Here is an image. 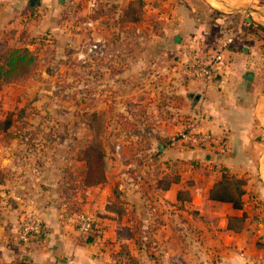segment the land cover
Listing matches in <instances>:
<instances>
[{
  "label": "crops",
  "instance_id": "0c3cea01",
  "mask_svg": "<svg viewBox=\"0 0 264 264\" xmlns=\"http://www.w3.org/2000/svg\"><path fill=\"white\" fill-rule=\"evenodd\" d=\"M144 1L147 6L142 19L147 21L141 22L155 31L150 33L149 54L137 59V78L160 80L166 86L169 103L168 120L159 127L161 131L151 144L158 141L157 137L168 138L181 130L178 114L200 118L202 131L211 133L215 142L210 147L180 142L158 145L157 154H137V163L151 157L145 171L152 173L147 179L148 174L138 171L137 187L124 181L132 164L116 159L109 165L103 157L106 165L99 168V178L91 177L97 172H89L92 160L87 154L86 167L69 168L67 172H74L75 177L82 173L78 176L81 185L82 178L88 182L82 185L83 191H69L67 195L63 161L58 154H47L42 157L43 164L34 168L20 161L26 157L32 161V154H0V173L4 176L0 184V264H115L111 259V254L119 251L115 222L103 221L102 239L82 245L68 221L72 207L95 215L97 209L112 202L115 184L124 202L122 224L138 232L140 244L131 241L128 246L138 264H261L264 33L254 28L257 37L243 34V23L233 21L241 12L238 0ZM212 1L223 9L213 6ZM65 2L38 0L31 6L29 0H0V41L8 34V44L18 46L10 40L21 37L23 30L31 38L47 30L57 34ZM39 12L41 21L31 23V13ZM259 15L256 19L246 15L245 24L264 27V14ZM234 32L237 37L233 48L225 53L227 68L222 76L208 84L183 78L179 68L190 50L211 53ZM146 68L145 72L139 70ZM67 165L72 167L71 157ZM219 169L246 181L242 209L208 200L221 179ZM103 175L107 181L102 180ZM24 207H32L43 220L45 238L41 243L23 246L17 240Z\"/></svg>",
  "mask_w": 264,
  "mask_h": 264
},
{
  "label": "rangeland",
  "instance_id": "374dc122",
  "mask_svg": "<svg viewBox=\"0 0 264 264\" xmlns=\"http://www.w3.org/2000/svg\"><path fill=\"white\" fill-rule=\"evenodd\" d=\"M130 1L97 0V11L103 5H118L123 9L113 17L106 10L91 29L84 26L89 20L87 0H66L67 7L58 19L57 34L47 30L31 38L23 30L21 37L14 34L10 40V44L18 46L31 44L26 48L31 47L30 50L38 53L39 67L32 81L4 85L0 93V115H13L12 126L5 130L12 137L6 139V133H0V154L16 157L32 154V161L28 157L25 161L20 159L32 168L41 166L42 157L47 154H58L63 161L61 169L66 176L64 186L67 182L68 193L83 191L82 185L88 182L82 178L81 185L78 176L75 181V175L68 173L69 168L86 167L87 154H91L92 160L89 172H97L91 177L99 178V168L104 167L105 160L109 165L114 159L135 165L134 171L125 172L124 181L137 187L138 171L148 174L147 179L152 174L145 171L151 157L147 162L144 157L137 163V154H157L158 145H169V139L178 134L157 137L158 141L151 144L150 140L155 137L151 133L152 120L156 115L166 118L168 95L160 80L137 78V59L149 54L150 33L155 30L151 31L143 23L147 19L134 25L125 23L137 17V8L130 6ZM238 7L241 12L235 14L233 21L243 25L246 15L256 19L264 14V0H238ZM29 17L31 23H39L42 15L31 13ZM98 40L103 41V49L97 55L90 54L89 46ZM79 56L83 58L77 61ZM139 70L145 72L148 68ZM183 118L192 117L178 114L176 120L182 122ZM70 157L72 167L67 165ZM102 177L107 181V176Z\"/></svg>",
  "mask_w": 264,
  "mask_h": 264
},
{
  "label": "trees",
  "instance_id": "16d2710c",
  "mask_svg": "<svg viewBox=\"0 0 264 264\" xmlns=\"http://www.w3.org/2000/svg\"><path fill=\"white\" fill-rule=\"evenodd\" d=\"M130 6L137 8V17L131 21H126L128 24H138L143 19L147 3L144 0H132L129 2ZM122 7L118 5H103L99 11L89 14L88 18L97 20L103 17L105 11H110L113 17L116 12L121 11ZM264 33V27L257 26L253 22H249L247 26L242 27L244 35L256 36V29ZM7 35L5 34L0 41V91L4 85H14L21 81L31 78L39 67L38 53L35 50H30L24 46H11L8 44ZM257 37V36H256ZM33 43V42H32ZM31 45V44H30ZM167 113V112H166ZM12 114L5 113L4 117L0 115V133L4 134V138L12 137V134L7 131L12 126ZM138 132L142 130L137 126ZM5 139V140H6ZM149 139V138H148ZM221 172V179L213 186L209 193L208 200L218 203H228L234 209L240 210L243 206L242 198L245 195L246 181L234 175L226 173L224 169H219ZM71 175L74 172H70ZM82 176V173H78ZM77 178L74 177L73 180ZM4 176L0 173V184L3 183ZM114 200L101 209L95 211V221L92 224L91 233L79 243L82 245L93 244L102 239L104 228L102 227L103 221L115 222L116 242L119 245V251L111 254V259L115 264H138L137 259L133 257L128 249L129 243L134 241L136 245L140 244L138 232L136 229L122 224V218L125 215L124 202L121 199V191L119 185L115 184L112 189ZM68 189L64 190V195H67ZM180 195V193H179ZM180 199V196H179ZM71 213L80 212L79 208H70Z\"/></svg>",
  "mask_w": 264,
  "mask_h": 264
},
{
  "label": "built area",
  "instance_id": "2783aa9c",
  "mask_svg": "<svg viewBox=\"0 0 264 264\" xmlns=\"http://www.w3.org/2000/svg\"><path fill=\"white\" fill-rule=\"evenodd\" d=\"M97 0H87L88 14L93 13L97 8ZM98 20V19H97ZM97 20L89 19L84 23L85 27L93 29ZM247 26V24H244ZM138 33V32H137ZM234 35H236L234 33ZM234 35L224 37L218 44L217 49L211 53H203L201 50L192 49L189 51V56L179 68L180 74L188 81L200 82L208 84L213 82L216 77L224 74L227 63L225 61V53L229 52L234 45ZM103 41H95L88 48L90 54L97 55L103 49ZM83 57L79 56L77 61ZM161 115H156L152 120L151 133L158 135L161 130L159 127L164 123ZM200 118H191L182 120V128L178 134L169 139V145L177 143L196 146L210 147L215 142V138L211 133L203 132L200 126ZM135 165H130L127 171H134ZM68 221L74 227L79 240L85 239L92 230V224L95 221V216L89 211H80L71 213L68 216ZM45 238V229L43 220L38 212L32 207H24L18 225L17 240L23 246L41 243ZM264 244V240L262 241ZM260 263L264 264V256L260 258Z\"/></svg>",
  "mask_w": 264,
  "mask_h": 264
},
{
  "label": "water",
  "instance_id": "95a60500",
  "mask_svg": "<svg viewBox=\"0 0 264 264\" xmlns=\"http://www.w3.org/2000/svg\"><path fill=\"white\" fill-rule=\"evenodd\" d=\"M37 1L38 0H29L31 6L36 5L37 4Z\"/></svg>",
  "mask_w": 264,
  "mask_h": 264
}]
</instances>
